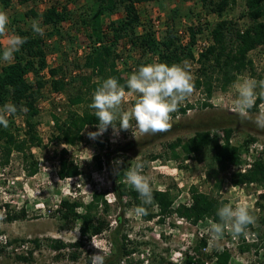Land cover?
I'll use <instances>...</instances> for the list:
<instances>
[{"label": "rangeland", "instance_id": "374dc122", "mask_svg": "<svg viewBox=\"0 0 264 264\" xmlns=\"http://www.w3.org/2000/svg\"><path fill=\"white\" fill-rule=\"evenodd\" d=\"M86 1L88 0H78L72 8L76 10L86 4ZM56 2L60 0H43L24 5L14 2L8 9L0 7V11H5L9 17L6 33L0 35L1 45L7 47L8 37L14 34L15 27L33 29L32 22L36 21L45 30L38 20L25 15L30 10L42 13ZM138 10L141 23L150 26L159 38L165 35L170 28H174L176 31H182L183 35L178 36L181 41L188 36V28L197 25L198 22L204 28L198 41H208V29L218 20L216 15L205 14L201 4L196 0H153L139 5ZM242 11L243 2L238 0L237 4L227 11L225 17L236 21ZM120 17L122 14H117L113 19ZM156 19L160 21L158 30H155L153 25ZM238 22L240 26L245 25L242 19ZM81 28L79 25L62 24L61 37L56 36L47 41L53 48V52L48 54V66L54 68L62 65L66 75L71 78L80 74L83 77L85 75L82 63L90 40ZM126 55L131 57V64L144 60L136 53H126ZM263 55L264 46L250 52L249 57L253 61L254 71L244 72L241 75L250 76L257 81L264 80ZM187 62L195 78L197 65ZM5 63L7 62L1 61V64ZM74 71L75 75L72 74ZM45 77L42 75V79L47 81ZM259 77L262 78L259 79ZM240 82L241 79H238L225 91L230 100L238 97L236 85ZM46 85L39 104L40 113L37 117L43 147L31 148V153L35 158L33 161L37 162L38 171L30 176V161L19 153H14L9 164L0 169V213L4 217L0 219V245L5 251L0 255V264H91V256L99 253L104 256V264H184L186 254L193 255L192 247L201 239L207 241L206 247L200 250L204 264H216L217 256L215 257L214 253H221V247H224L231 256L229 264H264V225L259 224V218L264 217V208L257 206L258 197L264 193L263 188L256 184L238 186L232 184L231 177L237 172L236 167L230 166L214 176L206 161L164 160L167 157L166 143L176 138L187 139L200 130L211 131L213 137L219 142L220 136L223 135L222 130L228 127H231L233 131L232 144L239 145L247 136H252L254 141L250 144L255 143L256 149L260 151L259 159H264V128L258 127L255 123V117L260 113H253L250 114L251 118H244L225 108L214 107L211 104L212 99H217L219 95L225 93L219 90H216L209 100L212 107L203 108L201 104L206 101L205 93L202 89H195L194 93L181 104L194 105L193 109L185 115H181L179 110L173 113L172 127L167 132L144 135L133 128L129 131H120V135H115L109 128L105 136H100L94 143H90L86 150H80L79 142L71 146L70 151H67V156L80 168L81 174L74 178L61 180L57 175V156L55 155L64 149L62 145L65 144L52 141L53 125L50 124V120L54 106H60L62 110L68 109L67 96L74 92L73 89L76 86L67 87L64 93L61 92L62 99L58 102L52 97L48 84ZM256 91L259 93L261 90L257 88ZM126 99L129 101L124 102L125 110L132 107L131 103L136 97ZM76 109L80 111L82 107ZM59 116L63 118L64 111ZM22 121V118H17L16 125L23 127ZM96 141L103 146H99ZM88 152L92 154V157ZM106 153L108 157L103 156ZM100 155H102L103 168L98 170L94 157ZM153 155H159L161 158L149 160ZM137 156L138 159L133 160ZM118 161L122 163L119 164ZM137 162L143 163V174L150 178L152 190H167L171 193L173 208L181 205L182 202L186 203L192 187L217 197L226 204H232L233 207L247 206L250 213L256 217L253 227L256 225L260 227V236L248 228V235L241 234L234 237L238 244L240 237H244L247 244H257V254L254 248L250 252H239L238 244L236 246L232 244L233 234L228 229H225L222 237L214 239L208 231L209 220L202 221L198 225H191L175 215L167 217L164 223L157 221V218L145 221L141 216L130 215L129 210L135 206L129 205L126 198L119 203L116 202L115 194L112 193L116 192V184L129 186L125 174L120 177L118 175ZM208 173H210L209 176ZM217 179L221 180L218 189L215 188ZM95 191L105 194L104 199L107 205L101 204L100 210L106 207L104 213L107 221L110 222L109 229L89 241L86 240L78 249L76 247H67L59 251L52 249L49 246L50 240H60L70 244L80 238L79 223L66 227L64 221L57 215L56 209L60 202L63 199H69L87 204ZM21 209L26 213L24 219L13 222L5 220L7 210L18 212ZM118 216L121 218L120 224L116 221ZM252 233L255 234L254 242L251 241L253 236H249ZM123 236L128 240L127 245L131 253L122 257L118 263H113L116 252L115 242H120ZM245 237H248V241ZM34 240H38L39 246L33 243ZM74 251L79 254L76 260L70 258V254ZM17 256H24L29 260L22 262L16 259Z\"/></svg>", "mask_w": 264, "mask_h": 264}, {"label": "trees", "instance_id": "16d2710c", "mask_svg": "<svg viewBox=\"0 0 264 264\" xmlns=\"http://www.w3.org/2000/svg\"><path fill=\"white\" fill-rule=\"evenodd\" d=\"M43 0H0L1 9H8L15 2L24 5L30 2H42ZM78 0H60L51 4L42 13L30 10L26 17L38 20L45 28L43 35L33 31V29L14 28V34L26 37L27 42L22 45L19 52L15 53L14 60L1 64L0 59V108L6 103H13L18 111L15 115L7 117L8 127L0 125V169L6 167L14 153H19L30 161L31 170L29 175H34L37 169V162L31 153L33 147H43V140L38 131L37 117L40 113V100L43 98V90L48 84L53 93L65 92L67 87H74V92L67 96V107L64 117L61 118L56 106L53 108L51 119L53 121L52 141H58L65 145L75 146L81 140V132L85 126H96L98 121L94 115V110L89 108L92 102V94L100 86L104 79L114 77L120 84H125L128 76L137 71L140 66L150 63L161 62L169 65L173 63L182 64L189 61L197 65L195 71V89H202L206 96V101L201 104L203 108H211L209 100L216 90L225 92L231 87L244 72H253V61L249 53L260 46H264V0H240L243 2V11L238 20H244L245 25L240 26L238 20L227 19L225 16L238 0H196L205 14L216 15L218 20L209 27L208 44L199 53L197 60L193 56V46L198 42V38L203 34L204 28L200 22L188 28L187 41L182 44L178 32L170 28L165 35L157 37L151 27L141 23V16L138 6L149 3L153 0H88L86 4L74 10L72 7ZM88 3V4H87ZM117 14L122 17L113 19ZM199 21V20H198ZM69 23L79 27L84 31L85 36L90 40L88 51L84 56L81 74L75 78L69 77L65 81L66 71L62 65L50 68L47 63L48 54L53 52V48L48 44V40L61 37V25ZM5 47L0 43V56ZM126 53H136L144 60L130 63L131 57ZM146 58V59H145ZM139 66V67H138ZM121 68V69H120ZM47 70L49 78L42 79V72ZM126 74V76L124 75ZM31 78V80H30ZM262 77H259L261 79ZM77 84V85H75ZM262 100L258 98L256 105ZM135 101H132L134 106ZM256 105L249 110L250 114L257 113ZM194 105L184 104L179 106L181 115L187 114ZM26 107L27 112L19 109ZM77 107H82L76 109ZM22 118V126L16 125L17 118ZM224 141L219 143L213 137L211 131L200 130L187 139L176 138L165 144V154L167 160L183 162L189 159L206 161L212 175L222 172L230 166H238L242 163V155L245 148L254 141L252 136H247L239 145L231 143L232 128H224ZM99 146H103L96 141ZM57 156V175L61 180L79 176L80 168L67 156V151L62 149ZM101 156H95L96 168H103ZM103 156L108 157V153ZM161 158L153 155L149 160ZM127 169H125L126 172ZM121 172L118 177L123 176ZM210 173H208V176ZM232 184L238 186L242 184H256L264 190V159H257L251 168L246 172H235L231 177ZM221 180L217 179L215 188L218 189ZM116 202L127 199L128 204L141 206L142 201L139 194L126 184H116ZM154 205H143L148 211V215L142 218L151 221L164 223L169 216L175 215L191 225H198L205 220H212L219 223L217 210L226 204L225 201L217 197L200 192L197 188L190 189L192 202L189 206L179 205L173 208V197L169 191L152 190ZM105 194L93 192L87 204L78 200L63 199L56 209L57 215L64 221L65 226L79 223L80 238L74 243H63L60 240H50L49 246L54 250H61L67 247L83 246V242L89 241L95 236L101 235L109 229L110 222L105 216L107 205L104 199ZM258 199L257 206L264 208V193ZM7 208V207H5ZM1 214V213H0ZM26 213L23 209L18 212L7 210L5 220L13 222L24 219ZM116 221L120 224L121 218ZM118 224V226H119ZM259 224L264 225V217L259 218ZM248 228L260 236V227L249 225ZM264 238V237H263ZM127 238L123 236L120 242H115L116 250L113 263H118L122 257L131 253L128 249ZM33 243L39 246L38 240ZM207 241L201 239L192 247L193 255L184 257V264H204L201 249L205 248ZM257 244H247L244 237H240L238 250L241 253L250 252L256 249ZM4 247L0 245V255L3 254ZM216 264H229L230 254L226 250L221 253H214ZM79 257L77 252H72L70 258L76 260ZM207 258H209L207 256ZM17 260L28 262V258L17 256ZM115 261V262H114Z\"/></svg>", "mask_w": 264, "mask_h": 264}, {"label": "clouds", "instance_id": "9594fccd", "mask_svg": "<svg viewBox=\"0 0 264 264\" xmlns=\"http://www.w3.org/2000/svg\"><path fill=\"white\" fill-rule=\"evenodd\" d=\"M8 24V14L0 11V35L6 33ZM32 27L34 32L43 35V29L36 21L32 22ZM26 42V37L16 34L9 36L7 47L4 48L0 59L5 62L14 60L15 53L19 52ZM240 79L241 82L236 85L238 97L233 101L232 111L241 117L251 118L249 110L253 108L258 98L264 97V80L257 81L250 76H242ZM257 88L261 90L259 93L256 91ZM194 91V77L187 61L182 64L155 62L140 66L128 76L123 85L114 77L104 79L93 92L92 102L89 104L98 123L97 131L88 132V138L96 140L109 128L113 133L133 128L144 135L167 132L172 127V114L178 111L179 106ZM132 96L136 97L134 106L125 110L124 102L126 98ZM17 111V106L11 102L3 105L0 108V125L7 128V117L15 115ZM19 111L27 112V108L21 107ZM255 123L258 127L264 128V113L255 117ZM88 153L92 157V154ZM137 159L138 156L133 160ZM143 168V163L137 162L129 166L125 173L126 182L134 188L142 201V205L130 209L129 214L141 217L148 215L143 205L157 206L154 205L150 178L143 174ZM216 215L220 222L209 220L208 229L214 239L222 237L225 229L230 230L235 237L241 234L248 235V226L256 223V217L245 205L233 207L232 204H223ZM3 218V214H0V219ZM91 264H104V256L101 253L92 255Z\"/></svg>", "mask_w": 264, "mask_h": 264}, {"label": "built area", "instance_id": "2783aa9c", "mask_svg": "<svg viewBox=\"0 0 264 264\" xmlns=\"http://www.w3.org/2000/svg\"><path fill=\"white\" fill-rule=\"evenodd\" d=\"M159 24H160L159 19H156V20L153 21V25H154L155 30H158L159 29ZM177 32H178V35H183L182 31H177ZM186 41H187V37H185V39H182V44H184ZM207 44H208L207 41L206 42H200V41H198L197 44L195 46H193L192 50H193V56H194V59L195 60L198 59L200 51L205 46H207ZM52 59H54V58H52ZM47 60H48V58H47ZM72 74L75 75L76 72L74 71ZM42 75L46 76L45 79H48L49 78V75H48V72H47L46 69L42 72ZM242 76L243 75H239L238 76V79H240ZM66 77L67 78H65V81H68L69 80V76L67 75ZM51 94H52V97L55 98V101H58L59 102L62 99V95L60 93H53V92H51ZM261 98H262V100L257 105L255 103V105H256V111L258 113H264V97H261ZM125 101L127 102L129 100L126 99ZM233 101L234 100H232V99L230 100L229 99L228 93L225 92V93L219 95L217 97V99H212L211 104H213L214 107L215 106L222 107V108H225V109L229 110L232 113H235V112L232 111ZM56 108H57L56 110L58 112H61V107L60 106H56ZM190 111L191 110H188L187 113H190ZM50 124L53 125L52 119L50 120ZM94 131H97L96 126H85L84 129L82 130V132H81V140L79 142V148H80L81 151L82 150H86L87 149V146L90 143H94L95 142V140L89 139L88 138V135H87L88 132H94ZM106 134H107V132H105L102 136H105ZM115 135H120V131L118 133H115ZM220 137L221 138L219 139V143H222L224 141V137H223V135H221ZM62 148H64V150H66V151L69 152L71 146H69V145H62ZM255 150H257L256 147H255V143L254 144H249L245 148V150L243 152V155H242V163L240 165H238V166H232V167H236L237 171L238 172H242V173H244L247 170H249V168L252 167L253 163L257 159H259V152L260 151H258V150L255 151ZM54 171L56 172V168L55 167H54ZM191 202H192V199H191L190 196H188L186 203L182 202L181 205L189 206L191 204ZM249 236L250 237L253 236V239H251V241L254 242L255 241V238H254L255 237V234L252 233ZM245 238L248 241V237H245ZM232 244L234 246H236L238 244L237 239L234 236H233V242H232ZM220 250H221V252H223V251H225V248L224 247H221Z\"/></svg>", "mask_w": 264, "mask_h": 264}]
</instances>
